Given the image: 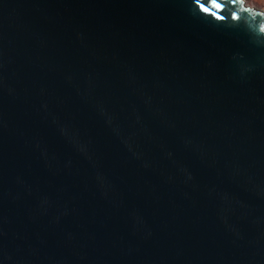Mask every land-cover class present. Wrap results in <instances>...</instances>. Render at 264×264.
I'll list each match as a JSON object with an SVG mask.
<instances>
[{"label":"water","instance_id":"1","mask_svg":"<svg viewBox=\"0 0 264 264\" xmlns=\"http://www.w3.org/2000/svg\"><path fill=\"white\" fill-rule=\"evenodd\" d=\"M0 264H264V11L0 0Z\"/></svg>","mask_w":264,"mask_h":264},{"label":"rangeland","instance_id":"2","mask_svg":"<svg viewBox=\"0 0 264 264\" xmlns=\"http://www.w3.org/2000/svg\"><path fill=\"white\" fill-rule=\"evenodd\" d=\"M247 4L264 11V0H245Z\"/></svg>","mask_w":264,"mask_h":264}]
</instances>
